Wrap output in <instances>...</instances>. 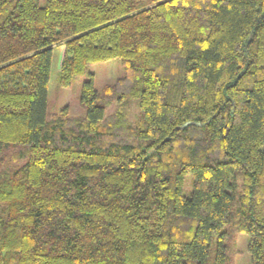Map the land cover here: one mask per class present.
Instances as JSON below:
<instances>
[{"label": "trees", "instance_id": "16d2710c", "mask_svg": "<svg viewBox=\"0 0 264 264\" xmlns=\"http://www.w3.org/2000/svg\"><path fill=\"white\" fill-rule=\"evenodd\" d=\"M57 46L62 86L122 59L84 115L49 112ZM235 232L264 264V0H0V264H233Z\"/></svg>", "mask_w": 264, "mask_h": 264}, {"label": "rangeland", "instance_id": "374dc122", "mask_svg": "<svg viewBox=\"0 0 264 264\" xmlns=\"http://www.w3.org/2000/svg\"><path fill=\"white\" fill-rule=\"evenodd\" d=\"M63 47H55L53 53L51 74L49 80V112L58 113L65 107L69 108L70 115H84L85 109L80 104V94L83 82L94 74L96 89L104 93L112 86L119 83V79L125 74L121 58H114L103 62H97L88 66L87 71L79 75L71 85L62 86L59 82V67L63 57ZM118 102L112 101L108 108V116L113 115ZM130 121L134 123L138 118L137 100H130ZM249 235L245 232H235L229 237L228 245L233 264H250L251 255L248 250Z\"/></svg>", "mask_w": 264, "mask_h": 264}]
</instances>
